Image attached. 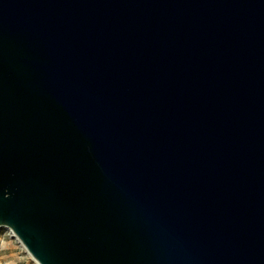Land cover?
Returning a JSON list of instances; mask_svg holds the SVG:
<instances>
[{
  "label": "water",
  "instance_id": "obj_1",
  "mask_svg": "<svg viewBox=\"0 0 264 264\" xmlns=\"http://www.w3.org/2000/svg\"><path fill=\"white\" fill-rule=\"evenodd\" d=\"M0 231L37 264H264V0H0Z\"/></svg>",
  "mask_w": 264,
  "mask_h": 264
},
{
  "label": "rangeland",
  "instance_id": "obj_2",
  "mask_svg": "<svg viewBox=\"0 0 264 264\" xmlns=\"http://www.w3.org/2000/svg\"><path fill=\"white\" fill-rule=\"evenodd\" d=\"M0 264H35L20 243L0 231Z\"/></svg>",
  "mask_w": 264,
  "mask_h": 264
},
{
  "label": "built area",
  "instance_id": "obj_3",
  "mask_svg": "<svg viewBox=\"0 0 264 264\" xmlns=\"http://www.w3.org/2000/svg\"><path fill=\"white\" fill-rule=\"evenodd\" d=\"M4 232H5V234H7L8 236H10L12 238L11 233L9 231H4Z\"/></svg>",
  "mask_w": 264,
  "mask_h": 264
},
{
  "label": "bare ground",
  "instance_id": "obj_4",
  "mask_svg": "<svg viewBox=\"0 0 264 264\" xmlns=\"http://www.w3.org/2000/svg\"><path fill=\"white\" fill-rule=\"evenodd\" d=\"M11 236H12V234H11ZM13 237V236H12ZM14 238V237H13ZM16 239V238H15ZM17 240V239H16ZM19 242V241H18ZM20 243V242H19ZM21 245V244H20ZM22 246V245H21ZM23 248V247H22ZM24 249V248H23ZM25 250V249H24ZM26 252V251H25ZM28 255V254H27ZM29 256V255H28ZM30 257V256H29ZM31 258V257H30ZM32 259V258H31ZM33 260V259H32ZM34 261V260H33ZM35 262V261H34ZM35 264H37L36 262H35Z\"/></svg>",
  "mask_w": 264,
  "mask_h": 264
}]
</instances>
